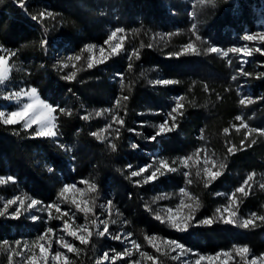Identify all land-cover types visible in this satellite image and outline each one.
Instances as JSON below:
<instances>
[{"label":"trees","instance_id":"16d2710c","mask_svg":"<svg viewBox=\"0 0 264 264\" xmlns=\"http://www.w3.org/2000/svg\"><path fill=\"white\" fill-rule=\"evenodd\" d=\"M261 1L264 4V0ZM173 3L170 0L168 7L162 0H24L25 7L21 8L17 0H0V55L16 53L9 60L13 66L11 77L0 86V108L7 106L13 110L16 107L5 98L1 91L3 87L9 91L34 87L43 100L71 112L70 116L56 113L60 135L55 141L35 137V127L26 131L22 124H0V175L16 179L10 185L11 188L18 187L26 195L46 203L53 201L57 195L62 184L60 179L85 178L96 183L98 194H108L113 199L115 211L118 210L121 220L129 223L130 231L136 238L143 241L146 234L181 238L179 233L157 221L153 213L146 210V205H149L148 186L135 183L126 167L130 162L140 161L144 155L138 156L131 145L138 144L146 152L160 149L162 155L170 160L186 152L198 129L205 128V137L215 143L216 147L222 148V131L237 107L227 97L219 100L215 94L207 96L205 88L200 84L193 89L194 93L190 91L191 72L187 67L203 63L211 68L212 74H219L218 68L221 65L214 54L204 52L202 56L175 60L163 57L159 51L154 50L156 34L152 32H157L159 28L169 31L176 23L169 11ZM241 6L235 21L227 19L224 5L217 11L223 12L221 16L214 19V13H208L204 23L198 27L199 34L208 45H229L230 32L227 29L241 31V22L253 26L247 12V3L244 1ZM230 8L227 6L228 10ZM40 12H50L53 17L46 16L43 20L31 18ZM116 24L131 32L144 27L131 37V42L140 46L139 59L134 56L129 60L127 55L120 53L91 69H87L82 60L77 65L82 70L77 72L75 80L63 79L76 70L71 65L63 69L59 67L67 62L66 53L70 56L81 54L82 49L88 45H96L98 48L105 43L108 28ZM44 40L47 41L46 48L42 47ZM149 44L152 47H148ZM91 54L83 53L85 58ZM129 64L132 65L131 69ZM155 72H161L178 83L159 87L160 92L153 93L147 80ZM115 73L123 75V92L120 83L117 85L115 80L113 83L111 81L115 79ZM172 94L188 97L183 115L177 119L178 129L158 138V141L144 143L142 134L147 128L135 122L152 119L148 109H162L167 97ZM118 96L129 97L127 101H122L118 109L125 124L119 129L118 139L115 138L116 133L109 130L105 133L109 139L101 142L91 133L103 128L106 113L99 117L95 113L110 107ZM191 100L193 105L188 103ZM88 114H91L89 120L82 119ZM257 122L264 127V114L258 117ZM129 129H135V132ZM155 130H147L145 133L153 134ZM109 143L117 145L115 152L108 146ZM263 152L262 147H253L229 155L227 159L235 172L260 171L264 170ZM194 190L202 203L200 217L212 216L216 201L210 194V188L200 184ZM250 202L255 203L253 200ZM95 212L97 214L99 210L95 208ZM256 225L246 230L221 223L200 227L197 231L192 228L186 241L194 247L211 252L236 242L262 253L264 222L259 221ZM32 226L35 224L23 218L0 216V243L4 240L15 241ZM75 246L81 252L78 256L71 253L73 264H96L99 253L95 235L87 246L78 241ZM160 262L169 264L170 260L161 256Z\"/></svg>","mask_w":264,"mask_h":264},{"label":"snow or ice","instance_id":"6c2138e0","mask_svg":"<svg viewBox=\"0 0 264 264\" xmlns=\"http://www.w3.org/2000/svg\"><path fill=\"white\" fill-rule=\"evenodd\" d=\"M206 0H198V3L203 5ZM17 3L21 8L25 7L24 0H17ZM53 17V14L48 12H40L38 15H33L31 18L33 20H43L45 17ZM196 16L193 14V19L195 20ZM125 30L121 28H117L113 30L108 36L105 44L108 45V49L105 47H99V58H97L94 54L89 55L86 58L83 53H94L97 46L96 45H88L84 49H82L81 54H76L67 57V62H64L59 65L61 69L68 68L69 65L75 71L70 72L65 75L63 79L68 81L75 80L77 76V72L82 70L78 68L77 65L84 60L87 69H91L99 64H103L112 56L119 55L122 51H124L123 43L124 37L119 36V33H123ZM191 37L194 39H190L187 43H185L181 50L177 53H174L176 56L180 55H200L201 52L205 53H213L220 55L222 57H228L230 53L242 54L243 56H251L253 51L260 52L264 54V49L259 47L252 49L250 47H232L227 50H223L214 45H208V42L203 40V37L199 34L198 25L196 23H192L190 27ZM175 33H171L169 35H174ZM163 40L164 37H161ZM243 40L245 41H254L259 40L264 43V32L256 33V34H246L243 36ZM208 45L207 47L201 49L199 44ZM47 41H42V47L46 48ZM143 46V45H142ZM148 47H152L151 44ZM107 51V54H106ZM15 52H9L8 55H0V86L4 85L6 81L9 80L12 71V65H10L9 60L12 56H15ZM132 56H135L139 59V54L136 51H133L129 55V60H131ZM231 63V61H229ZM132 65L129 64V69H131ZM240 74L244 76H251V73H246L243 69H240ZM120 75V90L123 92L125 88L123 75ZM233 81L237 79L235 75L231 77ZM157 85H172L178 83V81L171 79H158L154 81ZM205 91H208L207 85L204 86ZM27 98L28 102L23 103V105L15 111L4 112L0 111V124L3 125H17L22 124L24 130H30L33 126H37L34 132L35 137L49 138L55 141V139L60 135L58 131L57 124V115L59 112L63 115H71V112L58 108V106H54L45 100L41 99L39 93L36 88L31 87L27 89H21L14 93H11L7 99L11 100L13 98L19 103L22 98ZM129 99L128 96H118L113 103V107L104 109L102 111H98L95 113L97 117L104 115L107 113L111 117V123L107 124L104 128L100 129L97 132L91 133V135L95 136L96 139L101 142H105L109 139L105 133L109 132L110 129L113 128V125H119L115 129L116 139L119 138V129L124 126L125 121L124 118L119 114L116 109L121 108L122 101H127ZM185 100L184 96H180L176 98L174 106L171 108L170 112L167 114V118L163 120L158 125H154L156 131L155 134L146 137V139L155 142L158 137H163L173 132L177 127V119L179 116L183 115V109L185 105L182 101ZM254 100L249 97H242L239 100V104L241 106L247 107L252 104ZM126 115V112H125ZM91 118V114L84 115L82 119L89 120ZM239 121V126L233 125L236 132H240L241 129H245L246 132L244 134L243 139L241 140L239 149L236 145H231L227 147L228 154H235L237 150H243L245 142L249 140L253 133H256L260 136H264V130L255 129L249 126L247 122H245L244 118L240 115L235 118ZM129 131L135 132V129H129ZM224 134H229V129H224ZM203 139V136H201ZM255 139L251 140V144H255ZM113 152L117 150V145L115 143H109L108 145ZM251 146V145H249ZM61 147H64L61 145ZM132 149H137L139 147L138 144L133 143L131 145ZM201 153H204L203 157H201ZM203 164V168L199 167L200 164ZM179 165V166H177ZM127 169H132V165L129 164L126 166ZM182 167L184 169H191L193 167L196 168V176L200 177L203 174L204 187L207 188L210 184L216 181L219 177L224 174V170L226 168V164L222 160L213 159L212 156L207 154V151L204 148H198L194 153L188 155L186 157L179 158V161L172 160L169 162L166 159H160L158 164L154 167L152 164L145 165L140 167L137 170L130 171L131 177H142L143 183L153 182L159 179L160 176H164L167 173H175ZM152 169L149 175L145 176L144 173L149 172V169ZM52 169L50 168L49 171ZM184 177L187 180V183L191 184L192 180L188 179L191 176V171H184ZM255 177V173H251L247 176V178L243 181L242 185L237 187L233 193L228 196V203L222 208H217L215 215L212 217H206L202 220L197 221L195 214L200 208V201L197 197L191 195L189 191L182 188L180 189L181 199L176 208H167L166 210L156 211L153 213L154 218L162 224H166L167 227L177 231V232H187L190 227L195 226H212L214 223H223L225 225H234L242 228L256 227V221L259 220L264 222V215H257L253 213L249 218L240 219L238 217V208H239V198L237 194H241L244 197L249 195V191L251 185L249 182L253 181ZM13 180L12 177L0 178V184H5L7 181ZM80 184L86 185V188L82 189L77 187L76 183L64 184L58 193V199L63 200L65 202H70L71 206H74L76 213H82L84 215V223L77 224L75 213L70 214L69 211L62 210L59 204L50 203L47 205L48 217L52 219V211L58 214L55 216V219L62 220V227L59 229L47 228L45 229L34 241L30 244L28 242L16 241L15 246L8 245L7 247V261L8 264H16L14 262V257H20V261L18 264H73V262L69 259L68 253L76 254L77 256L80 254L81 249L76 247L73 243H71L66 237H71L72 240L78 241L79 244L87 246L92 237L95 235L97 237H105L106 235L114 240L120 241L121 243L128 242L130 247H126L123 252H115L111 257L109 256V252H104L102 257L97 259L96 264H103L104 261H110V264H116L117 260L124 259L125 257H131L133 255V250L139 253L140 260L131 261L130 264H141V261H150L151 264H160L159 256L169 257L172 260H178L182 256L185 255L186 249L183 244L178 242L177 240L162 238L157 235H145L144 239L147 244L154 249L159 256L149 255L147 252L141 251V245L131 239V233H122L118 232L116 234H112L109 231L110 225H115L118 223L117 219L113 218V203L112 201H107L106 204H101L100 207L106 209L107 218L101 220L99 215L96 214L95 208L97 207L98 200V186L96 183L88 181V180H80ZM139 183V181H137ZM261 188H264V183L260 184ZM246 188L249 189L246 191ZM71 193V199L69 201L68 194ZM166 198V197H158ZM187 199V202L185 200ZM28 199L27 210H31L36 208L41 204V201L37 199ZM25 199H21L19 196L14 197L13 199H9L4 204L3 210L0 211V216H5L7 213L8 207L10 205L18 204L19 206L16 210L10 214L11 218H19L21 214V208L25 207ZM155 203V201H153ZM146 210L152 211L151 206L146 205ZM187 210V211H185ZM94 217L89 220V216ZM116 215L119 216V212L117 210ZM67 217V219H64ZM33 221H37L40 217L33 215L31 217ZM122 223H127L123 221ZM60 233V234H58ZM123 238V239H122ZM53 242L57 245V250L55 252L52 251ZM5 245L8 244L7 241L4 242ZM61 249L66 251H61ZM0 250H3V246L0 245ZM36 250V251H34ZM172 253H176V255H172ZM251 251L247 246H237L234 245L231 251H221L217 252L215 255H199L197 259L191 262H185V264H201V262H206V264H229L230 261H235V257H239L238 264H264V254L259 256H252ZM223 258V259H222Z\"/></svg>","mask_w":264,"mask_h":264},{"label":"rangeland","instance_id":"374dc122","mask_svg":"<svg viewBox=\"0 0 264 264\" xmlns=\"http://www.w3.org/2000/svg\"><path fill=\"white\" fill-rule=\"evenodd\" d=\"M172 1L174 3L173 5H170L172 9L169 8V11L171 10L170 16L175 19L176 23L170 27L169 31L167 30L165 31L163 28H159L156 30L157 32H152L153 34H156L154 50L156 49L157 51H159V54L160 55L162 54L163 57L177 60V59H181V58L189 57V56H195V57L202 56V54L204 53L203 51L201 52L200 55H190V54L180 55V56L174 55V53H177L181 50V47L185 43H187L190 39H194L193 37H191V33L189 31L191 24L196 23L199 27L201 24L204 23L203 21L205 20V17L208 15V13H214V16H213L214 19L217 18L219 15L221 16L223 12L221 11L219 13L217 11L220 10L222 5H224V7L226 8L227 19L235 21L237 20L239 16L240 10L242 9L241 4L244 1L247 3V7H248L247 12L251 17L253 26L243 25L244 22H241L240 25L243 26V29L241 31H237L235 28L227 29L230 32L229 34L230 44L227 46H223V47H219V46L217 47L223 50H227L232 47H244V46L250 47L252 49H255L257 47L264 49V43L260 42L259 40H254V41L243 40V36L246 34L254 35L256 33L264 32V4H263V1L260 0V1L255 2V0H206V2L203 5L199 4L198 0H172ZM162 2L163 4H166L169 7L170 0H162ZM227 6L228 7L230 6L231 10H228ZM193 14H195L196 16L195 20L193 19ZM117 28H121L125 30L123 33L118 34L119 36L124 37V43H123L124 51H122L121 53H123L124 55H127L128 59H129V55L133 51H136L139 53L140 46H136L133 42H131V37L136 35L139 32L138 30L144 27L141 26L137 28L136 30H134L136 32H131V31H128L126 27L116 24L113 27L108 28L107 38L110 35V33ZM171 33H175V34L169 35ZM161 37H164V39L162 40ZM197 43L203 50V46H205V44H202L200 42H197ZM99 47H105L106 50L108 49V45L104 43L103 45L98 46V48H96L94 53H92L91 55L94 54L97 58H99ZM106 54H107V51H106ZM214 55H215L216 61L220 63L221 65V68H218L220 69L219 74H212L211 68L210 67L208 68L203 63H194L193 65L187 68L191 72L190 73L191 76L189 77V80H190L189 88H190L191 93H194L193 89L198 84L202 85L203 87L207 85L208 91H205L207 96L215 94L217 95L219 100H222L223 98L225 99L227 97L228 100L231 101V103H234L235 107H237L234 116L228 120L227 125L225 126V128L229 129V134L227 135L224 134L225 128L222 131V138H223L222 148L216 147L217 145L215 143L208 140L205 137V128H201V129H198L197 133L195 134L193 142H190L188 144V148L186 152L182 154H178L177 156L173 157V159H170V160H168L165 156L162 155V153L160 152V149H156L155 151L146 152V151H143V149H141V146L139 145V147L135 149V151L137 152L138 156L144 155V158L135 163L130 162V164L133 167L132 169L129 170V172L132 170H137L140 167H143L148 164H152L155 167L158 164V161L160 159H166L169 162H171L172 160L179 161V158L191 155L198 148H204L207 151V154L212 156L213 159L222 160L226 164L224 174L221 177H219L216 181L212 182L209 187H207V188H210V194L212 195L213 199L216 201V206H215L212 216L215 215L217 208H222L228 203V196L231 193H233L237 187L241 186L243 181L251 173H255V177L253 181L249 182L251 185L249 195L247 197H244L241 194H237L239 198L238 217L240 219H246V218H249L253 213L257 215H264V188L260 187V184L264 183V170H260V171L253 170V171H242V172L236 171L235 172V170L232 169V166H230L229 161L227 159L229 155H233V154H228L227 147L231 145H236L237 148L239 149L241 140L243 139L244 134L246 132L245 129H241L240 132H236L235 128L232 127L233 125L239 126L240 122L235 119L236 116L238 115L242 116L245 122H247L250 127L259 129V130H264V127L260 126V124L257 122L258 117H261L264 114V54L253 51L251 56H243L242 54H236V53H230L228 57H222L217 54H214ZM65 56L68 57L70 55L69 53H66ZM229 61H231V63H229ZM241 68L243 69L244 72L251 73V76L241 75L240 74ZM11 74H12V71H11ZM233 75L237 77L235 81L231 79ZM113 76L115 77V79H111L112 83L115 80L114 83L118 85L120 83L119 73H115V75ZM158 79H170V78L163 75L161 72H155V74L147 80L148 87L151 88L153 93L157 94L158 92H160L159 87H169V86L174 85V84L157 85L154 83V81ZM21 89H27V88H21ZM1 91L4 93L5 98H6L11 93H14L19 90L9 91V90H5V87H3ZM180 96H184L185 100H187L188 98L186 95H181V94L170 95L169 97H167V100L165 104L163 105L162 109L160 110L148 109V112H149L148 115L152 119H149L147 122L145 121L135 122L136 125H144V127L147 128L146 130L144 129L145 132L147 130L155 129L154 125H158L159 123H161L163 120L167 118V114L170 112L171 108L174 106L176 98ZM242 97L252 98L254 102L248 105L247 107L241 106L239 104V100ZM115 99L116 98H114V100ZM114 100L111 103H114ZM185 100L182 101L184 105L186 103ZM26 102H28L26 97L22 98L19 101V103L16 101L15 98H13L9 100V103L15 104L16 106L15 109L9 110L7 106H4L3 108H0V111H4L7 113L10 111L18 110L23 105V103H26ZM188 103L193 105L192 100L188 101ZM161 105L162 104H160L159 107H161ZM111 107H113V104H111L110 107H106V109L111 108ZM100 111L102 110L100 109ZM116 111H118V109H116ZM105 116H106V119H105L106 122L103 128L107 124L111 123V117L107 113ZM153 119H155L154 122L152 121ZM156 119H159V120L156 121ZM118 126L119 125H113V128L110 130L115 132V129ZM33 127L36 128L37 126L34 125ZM155 131L153 134H147L145 132L144 134H142L144 135V138H143L144 143L150 142V140L146 139V137H150L154 135ZM201 136H203V139H201ZM158 138H157V141H158ZM252 139H255L256 141L255 144H251ZM253 147L255 148L262 147L264 149V136H260L256 133H253L252 136L249 138V140L245 142L243 150H237L236 152L245 151L247 149H252ZM203 155L204 153H201V157H203ZM263 157H264V152H263ZM199 167L202 169L203 164L201 163ZM151 171L152 169L150 168L149 172L144 173V175L145 176L149 175ZM184 171H191V176L188 178L192 180L191 184L187 183V180L183 175ZM195 173H196L195 167L191 169H184L180 167L177 172L167 173L164 176H160L159 179L153 182L146 183V184L143 183V176L142 177H131L130 176V178L133 179L135 183L139 181V183H137L139 185L148 186V189H149L148 204L152 208V211H151L152 213L156 211L166 210L167 208H176V206L179 204V201L181 199L180 189L182 188L186 189L187 191H189L191 195L197 197L200 201L201 206L195 214L196 220L199 221L206 217H212V216H205L202 218L200 217L202 203H201L200 197L198 196V194L195 192L194 189L195 187H197V185L204 184V180H203V174H201L200 177H197ZM7 177H12V176H1L0 175V178L6 179ZM12 178L13 180L7 181L5 184H0V211L3 210L4 204L6 203L7 200L13 199L16 196H19L21 199H25L26 197L33 199L29 195H26L20 188L18 187H16V189L11 188L10 185L16 181L14 177ZM60 180L62 182L60 188L66 183L68 184L76 183L77 187L82 188V189L86 188V185L79 183L80 180H87L85 178L74 179V178L64 177L63 179H60ZM247 190L249 189L246 188V191ZM58 193L59 191H57V195L54 197L53 201H48L46 203L41 202L40 205H38L36 208L31 209V210H27L26 206L29 201L28 199H25V207L21 208V214L19 218H23L24 220L30 223H34L35 226H32V229L30 230L23 231L21 234V237L16 238L15 241L11 242V241L4 240V242L5 241L8 242L7 245H5L4 242L0 243V245L3 246V250H0V264H8V261H7L8 245L15 246L16 241H21L22 244L24 242H28L30 244L45 229L49 227L54 228V229H59L62 227L63 221L55 219V216H57L58 214L55 212L54 209L51 210L53 218L49 219L47 205L50 203L59 204L62 210L69 211L70 214L75 213L77 224H83L85 222L84 215L82 213H76L74 206H71L70 202H65L63 200L58 199ZM68 196H69V201H70L72 194L69 193ZM158 197H166V198L157 199ZM185 200L187 202L186 198ZM251 200H253L255 203L253 204L252 202H250ZM107 201H112L113 203V199L109 197L108 194L107 195L100 194V193L98 194L96 209L99 210L97 215H99L101 220L107 218V211L106 209L101 208L100 205L106 204ZM153 201H155V203H153ZM18 206H19L18 204L10 205L8 207V210L5 216L8 218H11L10 214L13 213ZM116 212L117 211H115L114 204H113V218L117 219L118 223L115 225H110L109 231L112 234H116L118 232L131 233L130 228H129V223L127 221H126L127 223H122L123 220H121L120 217L116 215ZM33 215L40 217V219L37 221H33L31 219ZM64 219H67V217H65ZM91 219H93V217L90 215L89 220ZM257 222H259V220H257L256 223ZM226 226H232L240 230H246L245 228H242L239 226H234V225H226ZM200 227H204V225L190 227L187 232H177L172 229L173 231L179 233L181 237L180 239H172V240H177L178 242L183 244L186 249V253L184 256H182L178 260H172L168 257V259L170 260L169 264H185V262L194 261L195 259L198 258L199 255H215L217 252L231 251L234 245L249 247L246 244L233 242L229 247L221 248L217 252L207 251L206 249L201 250L200 248L190 245L186 241L188 240V234H190L189 232L191 231V229L194 228L195 231H197ZM251 228L252 227H249L247 229H251ZM154 235H157V236H160L166 239H171L164 235H159V234H154ZM66 238L75 245L76 241L72 240L71 237H66ZM131 239L137 241L141 245V251L147 252L149 255L159 256V254L156 253L154 249L151 248L147 244L145 239H143L142 241L136 238L134 234H132ZM96 240L98 242V253H99L98 259L102 257L104 252H109V256L111 257L112 255L115 254L112 251L113 249L115 250V252H123V250L126 247H130V244L128 242L121 243L120 241L109 238L107 235L105 237L96 236ZM249 249L251 251V255L249 256V259H251L252 256H259L261 254H264V252L257 253L251 247H249ZM56 250H57V245L53 242L52 251L55 252ZM61 251H66V250L61 249ZM70 255L71 253H68L69 259H70ZM172 255H176V253H172ZM160 258L161 256H159V261H160ZM140 259L141 258L139 256V253L133 250V255L131 257H125L124 259L117 260L116 264H130L131 261L140 260ZM19 261H20V257H14V262H16V264H18ZM238 262H239V257H235V261H230L229 264H238ZM103 264H110V261H104ZM141 264H151V262L142 260ZM160 264L162 263L160 262ZM201 264H206V262H201Z\"/></svg>","mask_w":264,"mask_h":264}]
</instances>
